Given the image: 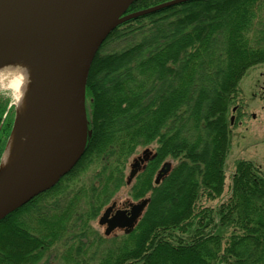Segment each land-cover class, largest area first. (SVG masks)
Here are the masks:
<instances>
[{"label":"trees","instance_id":"16d2710c","mask_svg":"<svg viewBox=\"0 0 264 264\" xmlns=\"http://www.w3.org/2000/svg\"><path fill=\"white\" fill-rule=\"evenodd\" d=\"M152 1H135L127 14L159 4ZM257 65L264 0H193L116 27L87 81L85 153L53 188L0 221V264H39L60 243L67 264H264L259 166L235 161L225 201L200 206L224 194L231 109ZM8 107L0 96V157L15 120ZM151 144L156 157L131 188L134 200L149 195L148 206L133 230L109 242L91 222L126 183L128 159ZM167 158L177 164L156 185Z\"/></svg>","mask_w":264,"mask_h":264},{"label":"water","instance_id":"95a60500","mask_svg":"<svg viewBox=\"0 0 264 264\" xmlns=\"http://www.w3.org/2000/svg\"><path fill=\"white\" fill-rule=\"evenodd\" d=\"M135 1L0 0V58L41 43L51 46L54 57L50 66L54 70L42 74V88L47 91L49 101L45 102L43 94L40 112L34 121L37 128L33 150L37 153L18 171L0 178V221L53 188L84 155L90 135L87 81L93 61L112 31L131 19L193 0H171L127 14ZM36 58L34 60H38ZM54 91L58 97L52 102ZM53 106H58V113L52 112ZM16 119L17 110L13 129ZM155 157L156 154L146 148L134 159L127 183H132L145 163ZM172 168L171 162H165L156 175L155 184L163 181ZM149 201L150 198H144L131 203L130 210H118L114 214L116 203L105 209L98 222L105 227L104 235L109 237L116 230L125 233L133 230Z\"/></svg>","mask_w":264,"mask_h":264},{"label":"rangeland","instance_id":"374dc122","mask_svg":"<svg viewBox=\"0 0 264 264\" xmlns=\"http://www.w3.org/2000/svg\"><path fill=\"white\" fill-rule=\"evenodd\" d=\"M164 1L165 0H153L149 4V6H153L158 3L161 4ZM261 86H264V65H257L253 68H250L240 82V87L242 88V91L244 93L243 101H245L248 105L247 112L249 113V115L256 114L257 119H251V116L247 117V131H245L244 129L233 130L231 128V148L226 160V187L224 194L221 199L215 201L202 199L200 203L201 207L204 206L215 208L220 204V202L225 201V197H227L229 193V185L231 183L229 182V178H231L234 172L235 161L239 159L252 161L256 165L261 166L262 173L264 175V101L262 100L261 94L263 93L261 91ZM3 97L7 99L5 96ZM15 104L16 103L9 101V106L14 105L16 114ZM156 146V144H151L148 147H139L136 152L132 154V156L128 159L125 169L126 183L120 188L119 191L115 193L111 201L107 205H105L98 218L91 222V227L94 232H97L100 236L106 237L104 235L105 227L100 226L98 222L105 209H107L113 203H117V205L119 206L125 204L126 202L137 203L141 201L134 200L131 197V188L134 185L133 183L135 182V180H133L130 184L127 183V179L131 171V164L133 163L134 159L139 157L146 148H150L153 152H155ZM168 161L172 163L173 167L177 164V161L171 158H167L164 163ZM91 176L92 172L90 171L85 174L82 179H84V182H88L89 184L91 181ZM123 234H125L124 231L116 230L112 235L106 237V239H108V241L110 242V240L114 237H121ZM65 249L66 248L64 247V243L56 245L51 249V254L39 264H67V261L61 258V254Z\"/></svg>","mask_w":264,"mask_h":264},{"label":"bare ground","instance_id":"6f19581e","mask_svg":"<svg viewBox=\"0 0 264 264\" xmlns=\"http://www.w3.org/2000/svg\"><path fill=\"white\" fill-rule=\"evenodd\" d=\"M36 57H38V60H34L37 59ZM53 61V49L46 43H41L0 58V66L23 64L27 66L31 73V84L28 87L27 94L23 97L22 106L15 104L17 123L7 142L4 156H7L8 163L6 166L1 167L0 178L18 171L37 153V150H33L37 128L34 121L36 117L38 118L40 99L43 94H45V102L48 103L49 101L47 91H43L42 88V74H45L46 71L51 73L54 70V67L50 68L53 65ZM55 96L58 97L56 91H54L52 102ZM52 112L58 113V106L54 107Z\"/></svg>","mask_w":264,"mask_h":264},{"label":"clouds","instance_id":"9594fccd","mask_svg":"<svg viewBox=\"0 0 264 264\" xmlns=\"http://www.w3.org/2000/svg\"><path fill=\"white\" fill-rule=\"evenodd\" d=\"M31 84V73L26 65L8 64L0 66V96H5L10 102L19 106L27 94ZM8 163L7 156L0 157V167Z\"/></svg>","mask_w":264,"mask_h":264},{"label":"flooded vegetation","instance_id":"af4514ba","mask_svg":"<svg viewBox=\"0 0 264 264\" xmlns=\"http://www.w3.org/2000/svg\"><path fill=\"white\" fill-rule=\"evenodd\" d=\"M261 91H262V93L263 94H261L262 95V100L264 101V86H261ZM260 95V96H261ZM241 96L242 97H244V93H243V91H242V93H241ZM244 99H240V103H242L243 104V102H245V101H243ZM236 104L235 105V107H232V109H231V115H230V126H231V128L233 129V130H242V129H244L245 131H247L248 130V127H247V117L248 116H251V119H257V117H256V114H252V115H249V113L247 112V104H246V102L244 103V105L242 106L241 104ZM9 109H10V106L8 107V110H7V114H8V111H9ZM7 114H5V116H4V118H3V120H5V118H6V116H7ZM233 119V120H232ZM2 125H3V122L1 123V125H0V129H1V127H2ZM154 159V158H153ZM150 161V160H149ZM148 161V162H149ZM148 162H146L145 163V165H144V167L146 166V164L148 163ZM255 164V163H254ZM256 165V164H255ZM257 166H259L260 168H261V166L260 165H257ZM262 169V168H261ZM144 170V169H143ZM142 170V171H143ZM117 204V203H116ZM130 202H127V204L125 203V204H123V205H117V207L114 209V211H113V213L112 214H114L116 211H118V210H124V211H128V210H130L131 209V207H130Z\"/></svg>","mask_w":264,"mask_h":264}]
</instances>
